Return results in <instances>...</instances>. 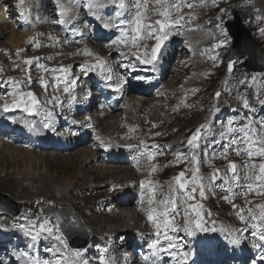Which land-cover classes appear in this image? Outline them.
Instances as JSON below:
<instances>
[{
    "label": "bare ground",
    "instance_id": "6f19581e",
    "mask_svg": "<svg viewBox=\"0 0 264 264\" xmlns=\"http://www.w3.org/2000/svg\"><path fill=\"white\" fill-rule=\"evenodd\" d=\"M33 1H35V5H31L28 0H25L24 4L18 8L17 4H19V0H0V26H2L0 27V38H5L8 34L10 35L13 33L10 38L12 47L18 52V54H13L12 49L8 51L4 50V48H0V62L5 58L10 61H13L14 58H19L20 60H15V62H17L15 69H18L22 66L27 67V65L23 63L25 60H33V64L28 68L32 71L31 74L37 87L34 86V88L31 86L33 80L30 84L27 83L28 76H23V79L19 80L20 83L18 86L25 88L31 87L32 90H23H28L27 92H32L34 95H36V93L33 90H38L40 93H37L38 95L36 96L42 94L43 91H47L48 88L45 90V88L41 87L39 81L43 78L49 85L50 83L48 80L50 79V73H52L53 70L59 69V67L55 62H49L45 65L47 71L44 72L43 69L37 67L36 61L43 64V62H46L48 59L56 57L57 53H61L62 58L65 55L71 56L73 54V49H81L76 50V52H84L85 54L80 57V61L78 60L79 63L77 67L81 68L82 65H88L89 68L87 71H83L82 69L78 70V73L71 74L68 70L66 73L63 72V74L61 72L60 75L55 74L56 76H63L65 79L69 78L68 74H71V80L75 79L76 84L72 85L69 83L68 92H64V83L55 79L56 81L53 87L57 89L47 97L42 96L45 99V103L37 106H40L38 114L36 109L33 110L32 114L34 115L23 112L20 109H15L10 111V114H5L1 110L2 107H0V136L2 137L0 138V145L3 144L12 160H14V155H24L25 159L26 156L37 157L36 166L38 162L43 163V160L68 159L72 162L74 168L78 169V173L85 175L87 173L89 174L87 170L99 173L95 178L96 180L102 179L103 175L106 174L109 176L115 171L119 172L121 175V177H116L117 175L111 178L108 177V179H110H107L108 181L106 183H94V181H92L94 185L85 186L86 188L92 186L95 189L105 187L103 189L105 196L101 198L103 200L98 204V208L91 212V214H95L96 216H98V214H103V216L112 217L111 220L108 221V225L112 224L114 226L119 223V225L116 226L119 228H114L113 231H109L107 227H102L97 237H92L93 239L95 238V241L92 242V239H90L89 244L96 245V247L91 250L93 254L85 253L83 256L79 257H77L76 254H71L68 258H64L62 253H59L58 256H54L52 252L47 251L54 243L52 240H46L38 251L42 259L48 258L53 261L61 259V263L63 264H79L80 260L87 259L88 264H91L90 260L92 258L93 264H101L100 256L103 255L104 264H153L154 261L155 264H190L189 261L185 262L183 260L179 252L181 250L184 252L186 251L187 243H190L191 247L194 248L198 247L200 242L202 246L210 245V242L204 239L208 238L209 235H204L202 232L197 231L192 237L193 240L182 238L181 233L187 235V232L179 230L185 226V220L182 217L183 214H181L180 210L177 208L173 213L170 205H168V210L175 216L173 222L177 226L178 231L175 233L169 232V234L176 238L174 242L180 244L182 246L181 249H169L165 247L164 251L158 252L156 257H153L152 250L148 247L153 240L157 239L156 228L147 219L148 213L152 207L157 209V213H159L160 209L165 207V205L160 204L159 201L174 200L170 192L175 190L176 183L171 185V172L175 167L184 165L190 170L191 175L193 169L199 167V172L196 174L198 177H206L204 179V185L216 187L219 198L218 206L220 207L218 216L221 220H228V222L225 223V227L227 228L226 231L229 229L235 234H238L243 230L241 237L242 244L239 247H235V251H245V254L238 259L237 264H254L260 261L259 251L252 247L253 242L259 243V241L251 236V232L253 231L251 224L254 221L250 219L248 209L251 208L253 212L258 215L260 210L259 206L264 205V194H246L241 189L238 190L235 183H232L231 191H222L221 185L223 183L221 178H218L215 182L209 179L216 169V166L222 169L219 170L220 174H225L227 172V170L223 168L224 163H218L217 161L237 163L239 165V171L243 174L242 165L245 160H247V157L237 156L235 152L232 151L229 152L226 159L220 158L223 143L212 144V141L218 138L222 122L232 117V105L219 106L214 104L212 106L209 99L202 96L205 91L203 83L212 80V78H216L215 73L218 76L217 66L220 62L219 54L223 50V46L220 45L217 47V44L219 41H223V37H220L219 28L216 27V24L220 17V12L224 10V8L219 7L216 2H211V0H188L189 3L193 4V7L191 9L184 7L180 13L185 17V20L181 21L184 27L180 28L165 41V47L155 63V69L153 70L151 65L141 64L139 60L129 57L132 52L142 54L145 51L144 48L143 51L139 52L136 50H128L131 46L130 39L127 46L113 43V39L116 40L120 36V27H123L128 32L131 31L127 22L133 19L135 0H124L125 9H119L120 0H105V8L101 12L104 19L108 20L111 18L117 21L114 13L120 11L121 16L117 23H119V21L125 22L120 26L114 25L109 29H105L101 22L94 18L93 13L84 7L87 0H79V4H77V0H60V3L64 7L72 8V12H70L69 15H74L75 17L71 20L70 24L67 25L53 23L54 20L58 19L56 0ZM237 1L244 3L250 9H254V12H256L255 9L259 10L260 13L256 12L255 16H251V21L254 25L264 26V12L259 9L260 5L257 6L258 0L257 3L254 2L255 0ZM230 2H232V0H226V4ZM250 3L254 4V6H251ZM5 6H7V11H5ZM21 9L24 12L23 16L19 14ZM145 11L146 22H154L157 19H161V17L156 15L158 6L155 5V0H148V6ZM14 14L17 15V17L14 18ZM175 15L177 14L173 11V16ZM8 24H14L11 25L12 31L10 33L7 32ZM18 26L19 29H17ZM3 28L7 31L5 29L2 31ZM14 28L23 34V37L22 35L20 36L22 37L21 39L17 40ZM30 30H34L33 33L29 32ZM38 30L41 31L37 32ZM39 43L44 44L45 49L55 50L54 54L46 58L36 59L33 53L37 51L36 44ZM154 43V40L141 41V44L149 45V55L151 46H153ZM56 44L57 47H63L66 48V50H56L54 48ZM247 44V41L243 42L242 39L239 41L238 48L241 51L249 49ZM121 48L123 49L120 50ZM24 49H27V51H22ZM91 51H97L98 54L96 56H89L88 54H91ZM120 52L126 55L125 62L128 61V57L130 60L134 61L135 65L138 67L146 66L155 72L156 76L153 80L146 84L142 81L135 82L132 76H128L126 69L116 61L118 60L117 56ZM211 57H215V60ZM104 59L106 60L104 61ZM101 60L105 62L103 72L100 68L93 67ZM256 60L260 62L262 58H257ZM4 63L5 62L0 63V73H4L6 78H9L6 79L9 83L6 86V92H9L13 89L9 86L11 82L18 80H11V74H13L11 72L12 69H9L8 65L3 66ZM108 68L112 70L111 81L105 79L109 74L107 72ZM176 76L189 77L179 86H177L176 83L173 84V86H169L168 81L172 78L176 80ZM120 81H124V84L119 92H113L107 88L110 83L116 84ZM4 88L5 87H0V106H2L3 101L8 98L5 96L6 92ZM149 103H151V105L145 108L147 110L149 108V110H144L143 105ZM173 104L176 111L172 109ZM157 106L167 107L170 113L175 114V117L204 113L202 124L210 122L213 129V135L202 142L197 149L198 165L190 163L192 151L187 147V138L181 142L175 141L174 143H170L174 140L171 139L170 135L165 131V140L168 141L165 145L177 156V162L169 166V171L160 178L158 183L156 180L154 182L152 178L153 172L150 166L155 159L161 156V149L159 146L153 147V143L148 142L149 139L145 135L152 134L149 132L151 129L149 128V131L147 129V122L144 123L146 128L140 126V116L145 115L149 118L152 114L157 115L158 111L154 112L153 110ZM217 107L220 111L215 113L214 109ZM251 108L252 111L250 114H252V117L256 120H261L264 117V107L263 110H261L260 106L253 104ZM47 112L52 113L51 120L55 131L43 129L45 113ZM246 113L249 114L248 111ZM116 115L119 116L117 117L118 119L112 118ZM214 115L215 119H213ZM149 119L148 124L150 126L162 121L161 119L159 120L157 116L152 119L150 117ZM73 120L76 121V123H72ZM243 123V121L239 122V124ZM26 124H35L39 129V133L29 131L25 126ZM89 125L91 126L89 127ZM135 126L140 130L135 129ZM120 128L124 131L123 135H120L121 133L117 134L120 132ZM96 129H98V131H96ZM156 130L157 128H155V131ZM134 141H137L140 145H135L133 143ZM79 149L83 150L80 151ZM77 150H79V152L71 154V152ZM42 152H46L47 154ZM152 154L156 155L153 160L149 161L147 157ZM259 161L260 159H256L254 162L259 164ZM101 163L118 166L112 165L108 168ZM137 175L143 177V179H138L139 177ZM228 175L231 174L228 173ZM223 178L227 179L226 176ZM90 179L91 178H89V181ZM135 179V185L130 187V185H132L131 182ZM142 181H150L151 184L145 189H141L140 184ZM31 183L35 187L34 190H42L45 186L54 184L53 180L48 179L44 174L38 177L37 175L32 176ZM241 183L247 182L241 180ZM102 184L106 185L101 186ZM170 185L171 188H173L174 185V190H170ZM225 185L223 184V189L228 187V185ZM160 188H168L167 194L164 195V192H162ZM72 190H74V188L71 189L69 186L60 185L54 187L50 192L53 195L59 194L60 197H62V195H68L70 197ZM254 191H259V189H254ZM208 192L209 191H207V193ZM150 196L154 198V204L151 206L148 204ZM225 197H229L231 202L226 200ZM66 199L67 198H64V200L58 197L55 198L58 202H66ZM42 200H44V197L38 202L40 203ZM39 203L36 202L32 207L34 214L39 212L38 208L43 202H41V205H38ZM112 204H117V206L119 205L118 207L131 204L134 210L129 212L126 209H120V213H117V211L113 212L114 209H110ZM233 205H235L236 208L244 209L243 214L245 216V222H241V213L234 210ZM118 207L115 209L117 210ZM40 215L42 216L41 213ZM4 220L5 218L0 219V229L6 233L11 226H7L9 224L8 222V224L5 225ZM93 220L99 222L98 218ZM203 220L210 225V220L207 219V217H204ZM90 222L95 231L96 227L93 221L90 220ZM98 222V227L104 225V223L101 224L100 222V224H98ZM64 223L66 224L67 222L64 221ZM82 226L85 228L83 223ZM68 228L75 233H83L84 231L81 225L77 227L69 226ZM234 229L237 232H235ZM163 231L164 229L162 227L161 235L159 236L160 244L157 245L158 248L161 247V245H167V241H165L163 237ZM260 231H264V229L261 228ZM197 236L203 238L199 241ZM74 242L81 245L85 243V241ZM53 251H55V249H53ZM225 253V250H219L220 256L225 255ZM208 264H223V262H209Z\"/></svg>",
    "mask_w": 264,
    "mask_h": 264
},
{
    "label": "rangeland",
    "instance_id": "374dc122",
    "mask_svg": "<svg viewBox=\"0 0 264 264\" xmlns=\"http://www.w3.org/2000/svg\"><path fill=\"white\" fill-rule=\"evenodd\" d=\"M28 2H30L31 5H35L34 4L35 1H33V0H30V1L28 0ZM211 2H216L219 7L224 8L223 13L220 12L219 21H222V26L224 29H226L227 36H225L223 34V32L221 31L220 28H219V33H220V37H223V41L226 40L227 42L222 44L223 50L219 54L220 62L217 66L218 76L215 73L216 78H212V80L205 81L203 83L204 84L203 88L205 89V91H204L202 96L209 99V102L212 106L214 104H217L219 106L232 105V111H233L232 119H234L237 122L239 119L243 120L244 116H246L245 111H247V110L244 109L242 106V102L244 100H247L249 102L250 106L254 103L261 105L260 102L264 101V74L258 75L255 73H249V74L246 73V70L244 68V64L246 62H248L249 57H244L245 59H242V60L238 59V57H237L236 59H238V61L234 66V70L232 73H229V71H228V56H229L230 50L233 46V39L230 37L229 32H228L227 28L225 27V23H226V21L227 22H233L234 21V16H233L232 12H233V9L235 6L238 7L240 12L247 11L249 18L246 22H245V20L242 21V23L245 25V26L244 25H242V26L247 29L246 31L250 34V39L253 42L256 51L261 55H264V33L261 32V29H264V26H262V25L258 26V25L253 24V22L251 21V16L252 17L255 16L256 15L255 13L256 12L260 13V11L255 9L256 12H254V9H250L244 3H240L237 0H232V2H230L229 4H226V0H211ZM254 2L257 3V0H255ZM250 5L254 6V4H252V3H250ZM258 5H260L259 9L264 12V0H258L257 6ZM8 14H10V13H8ZM15 17H17V15L14 14V18ZM175 17H176V15L173 16V18H175ZM217 22H218V20H217ZM11 25H14V24H10V25L8 24V26H7L8 31L5 28H3L2 31L5 29L8 33H10L12 31ZM0 27H2V26H0ZM245 28H244V30H245ZM14 30L16 33L15 36L17 37V40L21 39L23 37V34L20 33L18 30H16L15 28H14ZM55 30H56V28H55ZM39 31H41V30H38L37 32H39ZM53 32H54V30H53ZM12 35H13V33L10 35L8 34L5 38H0V48H4V50H8V51H10L12 49L13 54H18V52L15 49H13V47H12V43H11V39H10L12 37ZM21 35H22V37H20ZM34 37H36V36H34ZM15 45H16V43H15ZM36 46H37V49H36L37 51L35 53L32 52L33 54H35L36 59L49 57V56L53 55L55 52V50L45 49L44 44H41V43L36 44ZM54 48L56 50H66V48H63V47H57V44L54 46ZM139 49H141L143 51L142 46L139 47ZM76 50H81V49H73L72 50L73 54L71 56L65 55L62 58H61V53L56 52L57 53L56 57L48 59L46 62H43V64L47 65L49 62H55L56 65L59 67V69H67V71L69 70V73H71V74L72 73H78V70H81V68L77 67L79 61L81 60L80 57H82V55L84 56L85 53L84 52L79 53V52H76ZM22 51H27V49L26 50L24 49ZM97 54H98L97 51H91V54H88V55L89 56H96ZM118 57L119 56H117V58ZM15 60H20V59L14 58L13 61H10L9 59L5 58V59L1 60V62H5L3 64V66L8 65L9 69L10 68L12 69L11 72L13 74H11V80L15 79V80L19 81V80L23 79V76H28V77L30 76L31 81L33 80L32 81L33 84H31V86L37 87V85L34 82V79L32 77V74H31L32 71L28 68L30 66L27 65V67L22 66L18 69H15V67H16L15 65L17 63V62H15ZM90 60H91V58H90ZM105 60L106 59H104V61ZM256 62L259 63L258 60ZM43 71H45V69ZM60 73L61 72H56L55 74L60 75ZM49 77H50V79L48 81L50 84H49L47 91H43L42 94H40L39 96H36V95H38L37 93H40V92L38 90H33L36 93L35 96L40 101V104L45 103V99L42 96L47 97L55 89H57V88L53 87V85L55 84V81H56L53 74L50 73ZM69 77H70V75H69ZM188 77L189 76H185V77L176 76V80H175V78H172L168 81V84H169V86H173V84L176 83V85L179 86ZM6 79H9V78H6L4 73H2V74L0 73V87H5L4 88L5 92L7 91L6 86L9 84L6 81ZM9 86L12 88L11 84ZM18 89L22 92H25V93L28 90H32L31 87L25 88L22 86H18ZM23 89H28V90L24 91ZM13 91H15V89H12L11 91L6 92L5 96H7L8 98L5 99L3 101V103L5 101L10 102L12 100V96L9 95V93H12ZM217 92L221 93V96L218 99L215 97V94ZM170 96H173V95H170ZM151 100L154 101L153 99H151ZM150 105H151V103L143 105V109L147 110L145 108H147ZM260 107L262 108L264 106H260ZM38 108H40V106ZM172 109H174V111H176L174 104L172 106ZM148 110H149V108H148ZM153 110H154V112L158 111V114L157 115L152 114L154 116L151 115L150 116L151 119L154 118L155 116H157L159 118V120L161 119L162 121L153 124V125H155V127H153L152 125L150 126L148 124L150 117L148 118L145 115H141L140 116V121H141L140 126L142 128H146L144 123L147 122L146 123V125L148 127L147 129L149 131V128H150L151 131H149V132L152 134V135H149V134L145 135L149 139L148 142L153 143V145L159 146V148L161 149V153H162L161 156L159 158L155 159L151 163V166H150L151 171L153 172L152 178H153L154 182L156 180L158 183L160 181V178L169 171V166H171L177 162V156L174 155L171 152V150L168 149L165 145V143L168 142L167 140H165L166 132L170 135L171 139L174 140L173 142H170V143H174L175 141L181 142L182 140H184L186 138L188 139L195 132L197 127L202 124L205 114L204 113L187 114L186 116L180 115L178 117H175L174 116L175 114L170 113V110L167 107L157 106ZM31 115H34V114H31ZM117 117H119V116L116 115L112 118H117ZM131 120H132V117H131ZM198 122H200V123H198ZM134 128L140 130L136 126ZM155 128H157L156 131H155ZM123 132L124 131L120 128V132H118L117 134L121 133L120 135H123ZM157 133H159V135H157ZM133 143L135 145H140V143H138L137 141L136 142L134 141ZM133 143H131V144H133ZM83 149H79V150L81 151ZM164 149H166V150H164ZM79 150L71 152V154L79 152ZM42 153L47 154L46 152H42ZM36 154H41V153H36ZM172 157H174V158H172ZM14 160H12L10 158V156L6 152V149L4 148L3 144L0 145V195H5L8 197L7 199H0V219L5 218L4 224L7 225L9 223L7 226H11V228H9L8 232H6V233L3 232V235H0V260L7 259L10 262V264H26V257H21V259L19 261L14 259V257L19 255L22 252L27 251V252L31 253L32 255L39 256L40 258H42L39 255L38 251L43 246L44 241L52 240L54 245H58V242L54 238H49L46 240L41 239L40 243L38 245H36L35 248H33V247H31V241L29 239H26L24 237L22 231L19 229L20 224H22V223L26 224L28 222L27 220H25V217H28L29 219H34L36 217H40L41 219L44 218V214H45L44 210H45V208H49L50 205H53L52 213H51L52 215H54L55 211H61V210L69 211L70 214H72V215H70L69 213H67L65 211H63L62 214L60 213L62 215V219L64 221H66L69 226H73V227L79 226L77 224L76 220L72 218L73 215L77 216L78 219L80 221H82V223L84 224V226L86 228V232L91 237L92 242L95 241V238L97 237V234H99V230L102 227H107L109 231H113L114 228H116V229L119 228V227L118 228L116 227L119 225V223L115 224L114 226L112 224L108 225V223H109L108 221L111 220L112 217L109 218L108 216H103V214H101V215L98 214V216H96L95 214H93V215L91 214V212H93L94 210H96L98 208L97 207L98 204H100L101 201L103 200L101 198H103L105 196V193H103V189L105 187H100L99 189H95L94 187L91 186L89 188H86L89 185H94L92 181H94V183H99V182H105L106 183L111 177H115L116 175H117L116 177H121L119 172L115 171L113 174H111L109 176H108V174L103 175L102 179L96 180L95 178L99 173H94L90 170H87L89 172V174L87 173L86 175L82 174V173H78V169L74 168V166L72 165V162L68 159H66V160L52 159V160H48V161L43 160L44 162L43 163L38 162L37 166H36L37 157H27L26 156V159H25L24 155H21V156L14 155ZM23 161H24V163H23ZM34 161H35V163H34ZM217 162L218 163H224L223 168L227 167L229 164L227 161H217ZM183 163H184V161H183ZM101 164H104V163H101ZM112 165L113 164H107V163L104 164V166H106L108 168H110V166H112ZM113 166H118V165H113ZM119 167L122 168L123 166H119ZM123 168H127V167H123ZM215 168L222 170V169L218 168V166H216ZM67 169H69V170H67ZM127 169H129V168H127ZM153 169H155V171H153ZM185 169H188V168L185 167L184 165H182L180 167H175L172 170V172H171V176H172L171 177V185L173 183H175V177L180 172L185 171ZM226 173H229V172L227 171ZM40 174L41 175L44 174V176L47 177L48 179H52L54 184L49 185V186H45L42 190H34L35 187L31 183V178H32V176H35V175H37V177L41 176ZM28 177H31V178H28ZM108 177H110V178L108 179ZM190 177H191V173L189 170L188 172H186V178H190ZM89 178H91L90 179L91 182L89 181ZM205 178L206 177H204V179ZM84 179H86V180H84ZM138 179H143V177H139ZM204 179H203V184H205ZM135 182H136V179L131 182L132 185H130V187H133L135 185ZM199 183H200V181L198 180L197 184H199ZM60 185L69 186V188H71V189L74 188V190H72V194L70 195V197L68 195H62V197H60L59 194H55V195L51 194L50 191L53 190L54 187L60 186ZM104 185H106V184H102L101 186H104ZM225 186H227V185H225ZM191 187H192V185L189 186V191H191ZM169 188H171V187H169ZM221 188H222V191H224L228 187L223 189V184H222ZM160 189L162 192H164V195L167 194L168 188H160ZM170 190H174V185H173V188H171ZM238 190H239V188H238ZM204 191H205V196L203 198H201L200 195H198L199 189H197V191L194 194V199H190L188 201H185L184 195H186L187 193H181L180 191H178V185H176L175 196H173V198H176L178 200V205H180L179 207H180V211H181L180 213L183 214L182 217L184 220H186V219L192 220V213L190 210V205L192 203L197 202V201H201L210 210L211 215H212V219L216 223L217 230L215 232L209 233L212 237L211 243L208 246V249L205 248L204 256L200 257V258L211 257L219 249H223V250L228 249V250H231L232 252H235L234 247L229 243V241L228 240H222L221 238H219V236L216 233L217 231L218 232L220 231V232H222V234H224V233L235 234L233 231H231L229 229H228L229 232L226 231L227 228L225 227V223H227L228 220H226V219L221 220V218L218 216L220 207L218 206L219 198H218L216 187L212 186V185H210V186L204 185ZM207 191H209V192L207 193ZM241 192H239V193H241ZM170 193H172V192H170ZM43 197H44V200L41 201V202H43L42 205H41V202L38 204V205H41V206H39L38 210L42 214V216L40 215L39 212H36V214H34L32 207L35 205L36 202H38ZM57 197L59 199L61 198L62 200H64V198H67L66 202L56 201L55 198H57ZM176 205H177V202H176ZM118 206H117V204H114V205L112 204L110 209L111 210L114 209L113 212L117 211V213H120L122 209H126L129 212L131 210H134V207L131 204L124 205V206L121 205L123 207H118ZM116 207H118L117 210L115 209ZM19 208H20V210H22V212H21L19 217L15 218L13 216V213H15L17 211V209H19ZM95 218H98V220H99V222L97 221L98 224H100V222H101V224L104 223V225L98 227L97 222L93 220ZM73 220L76 222L75 224L72 223ZM90 220L93 221L94 226L96 227V230H95L96 232L93 230V228L91 226L92 223L90 222ZM51 223L52 224L55 223V215L51 216ZM110 223H112V222H110ZM192 227H194V224L192 225ZM90 228H92V229H90ZM197 231L201 232L199 230H196L195 232H197ZM234 231H235V229H234ZM195 232H194V234H195ZM235 232H237V231H235ZM79 234L83 238V236H84L83 233L82 232L77 233V235H79ZM93 236H95L94 239L92 238ZM189 236H191V235H189ZM200 239H202V238H200ZM84 240H85V236H84ZM67 243H68L67 249H64V247L62 245H58L61 249L60 253L63 254L64 258L70 252H72L71 254H75L76 251L78 250V249L71 248L68 241H67ZM13 246L16 248H14ZM21 247L24 248L25 250H23ZM95 247H96L95 244H91L87 249L81 251L80 256H83L85 253L93 254L92 253L93 251H91V250ZM188 249H189V246H187V250ZM241 254L244 255L245 251H242ZM231 257L234 258L235 255L233 253H231ZM196 259H198L196 257V255L192 254L190 259H189V262H193ZM237 261H238V259H235L234 264H237ZM90 263L93 264L92 258L90 260ZM61 264H63V263H61Z\"/></svg>",
    "mask_w": 264,
    "mask_h": 264
},
{
    "label": "snow or ice",
    "instance_id": "6c2138e0",
    "mask_svg": "<svg viewBox=\"0 0 264 264\" xmlns=\"http://www.w3.org/2000/svg\"><path fill=\"white\" fill-rule=\"evenodd\" d=\"M25 0H19V4L17 7L20 8L23 5ZM77 4H79V0H77ZM155 5L158 6V11L156 15L161 17V19H157L154 22L147 21L146 22V9L148 6V0H135V12L133 19L128 21V27L131 29L130 32L126 31L123 27H120V36L113 41L114 44H123L127 46L129 39L131 42L132 48H136L137 52H139V47H143L145 51L142 54L136 55V59L140 61L141 64L151 65L153 70L155 69V63L158 60V56L161 53V49L163 47L164 42L176 31L180 28L184 27L181 24V21L185 20V17L180 14L184 7L191 9L193 7L192 3H189L188 0H155ZM57 6V16L58 19L54 20L53 23H58L60 25L70 24L71 20L74 19V15L70 16L69 13L72 12V8L64 7L60 0H56ZM86 9L93 13L95 19H98L102 26L105 29H109L112 26H120L125 23L124 21H117L121 16L120 11H116L114 16L117 18V21L109 18L105 20L101 15L102 10L105 8V0H87V3L84 5ZM124 0H120L119 9H125ZM5 11H7V6H5ZM173 11L177 14L175 18H173ZM223 13V10H221ZM20 15H24L23 10L21 9ZM259 19V17H258ZM217 28H220L225 36H227L226 29L222 26V21H219L216 24ZM261 32L264 33V29H261ZM142 40H154L155 43L151 46L150 55L148 53L149 45L141 44ZM227 41H219L217 47L226 43ZM135 55V53H134ZM215 60V57H211ZM25 65L31 66L33 64V60H25L23 62ZM104 61H99L93 67L100 68L101 71H104ZM234 62L230 61L228 65V71L231 73L233 71ZM36 65L39 69H45V65L36 61ZM123 67H129V65H122ZM89 68L88 65H82L81 69L83 71H87ZM132 69L135 70V65H132ZM47 71V69H45ZM111 69L108 68L107 72L109 73L105 79L108 81L112 80ZM56 72H67V69H56L53 70L52 74L54 78L59 80H65L63 76H56ZM19 81L11 82L12 88L15 89L9 95L12 96V100L5 101L2 106L3 112L7 113L15 109H21L23 112L32 114L33 110L36 109L37 114L40 111L38 106V98L32 92H22L18 89ZM27 83H31V77L29 76L27 79ZM41 87L47 88L49 85L45 82L43 78L39 81ZM69 83L72 85L76 84V80L73 79L70 82L66 81L64 84V92H68ZM124 81H120L116 84H109L108 86L116 90L117 92L123 87ZM259 95V94H258ZM221 96L220 92L215 94V97L218 99ZM264 105V101L260 102ZM242 106L244 109L249 112L252 111V108L247 100L242 102ZM179 107V106H178ZM215 113H218L220 109L217 107L214 109ZM52 113H45V120L43 122V129H51L55 131L53 122L51 120ZM215 119V115L213 116ZM244 123L239 124L234 119H228L225 122H222V127L220 132L218 133V138L212 141V144H220L223 143V148L220 152V158L226 159L229 152H235L237 156L247 157V160L242 165L243 174L238 170V166L236 163L230 162L228 164V173L220 174L219 169H215L209 179L212 182H215L218 178L222 179L223 184H227V191L232 190V183H235L236 187L247 193H252L255 195L264 194V119L256 120L252 116H244ZM16 122V121H13ZM72 123H76V121H72ZM257 125L259 127H257ZM29 131L39 133V129L35 124H26L25 125ZM91 125H89L90 127ZM155 127V125H153ZM159 135V133H157ZM213 135V129L211 127V123H203L197 127L195 132L187 139L186 144L187 147L192 151V155L190 158V163L193 165H198L199 161L197 159V149L200 147L201 143L206 141L209 136ZM158 147V146H153ZM156 154L149 155L147 159L149 161L154 159ZM256 159H260L261 162L259 164L255 163ZM155 171V169H153ZM189 169H185V171L180 172L175 177V183L178 185V191L181 193H187L184 195V200L188 201L190 199H194V194L199 189V195L201 198L205 196L203 177H198L196 173L199 172V167H195L192 171V175L190 178L186 179V172ZM227 177L224 179L223 177ZM200 181L197 184V181ZM241 180L246 181L247 183H241ZM150 181H142L140 184L141 189H145ZM192 185L191 191H189V186ZM171 187V185L169 186ZM254 189H259V191H254ZM226 200L231 202L229 197H225ZM39 203V202H37ZM160 204L165 205L164 208L160 209L159 213H157V209L152 207L148 213L147 219L155 226L157 239L153 240L149 245V249L152 250V256L156 257L158 252L164 251V248L167 247L169 249L176 248L181 249V245L175 243V237L170 235L169 232L175 233L178 231L177 226L174 224L175 216L169 212L168 205L171 206L172 212L174 213L176 210V202L174 200H161ZM148 204L151 206L154 204V198L152 196L148 199ZM234 210L241 213L240 220L241 222H245L244 209L236 208L233 205ZM258 215L253 212L251 208L248 209V213L250 214V219L254 221L251 224V228L253 231L251 232V236L256 238L259 243L253 242L252 247L257 249L260 253L259 259L264 260V231H258L257 229L264 227V205L259 206ZM202 208L199 205H196L192 208V212L194 216L192 220H185V226L179 230L185 231L188 235H193L196 230L201 232L215 231L214 228L210 229L206 226L203 218L201 217ZM25 220L28 222L26 224L22 223L19 225V229L22 231L24 237L31 241V247L35 248L41 241V239H49L54 238L58 245H62L64 249L68 248V243L66 239V233L62 230V224L64 221L61 219V216H55V223H51V217L45 213L44 218L36 217L34 219H29L25 217ZM75 224L76 222L73 220L72 222ZM194 224V227L192 225ZM163 227V237L164 240L167 241V245H161V247H157L160 244L159 236L161 235V228ZM242 234L243 230H241L238 234L228 233L226 235V239H228L229 243L233 247H239L242 244ZM58 245H53L51 248H48V252H52L54 256H58L61 249ZM55 249V251H53ZM82 250L76 251V256L79 257L81 255ZM179 254L182 256L183 260L186 262L191 253L180 251ZM21 257H26V264H61V259H56L55 261L49 260L48 258H40L39 256L32 255L31 253L25 251L15 256L14 259L19 261ZM101 264H104V256H100ZM0 264H10L7 259L0 260ZM79 264H88L87 259H82L79 261ZM155 264V261L153 262Z\"/></svg>",
    "mask_w": 264,
    "mask_h": 264
},
{
    "label": "water",
    "instance_id": "95a60500",
    "mask_svg": "<svg viewBox=\"0 0 264 264\" xmlns=\"http://www.w3.org/2000/svg\"><path fill=\"white\" fill-rule=\"evenodd\" d=\"M233 14L235 16V21L233 23H227V28L229 29L230 36L234 39V45L231 49V53H230L229 58H228L229 62L232 61L235 64L238 59H245L244 57H249L248 62L245 64L246 73L255 72V73L261 74L264 71V55H261L256 51L254 44L250 39V34L246 31L247 29L242 26V25H244L242 23V21L243 20L246 21L248 19V12H240L236 8V10L234 11ZM244 28H245V30H244ZM242 39H243V42L247 41V43H248L247 46L249 47V49H245V50L241 51L238 48L239 41ZM237 57H238V59H236ZM257 58H260V59L262 58V61L257 63L256 62ZM234 64H233V66H234ZM7 198L8 197L5 195H0V199H7ZM196 205H199L200 208H202L201 212H205V213L209 214L208 209L201 203L193 205L192 208H194ZM17 211L18 212L15 213V217H17L20 214V211H21L20 208L17 209ZM62 212L63 211H59V213H62ZM67 213H69V212H67ZM48 215H50V213H48ZM72 218L75 219L79 225H81L83 230H85V228L82 226V222L76 216H73ZM61 219H62V217H61ZM68 227H69V225H67L65 223L62 224V230L66 233V237H67L68 241L70 242L71 246L73 248H76V249L86 248L90 242V238L86 237L84 240L85 243H82V245L75 243V242H73L75 232L70 230ZM214 227H215V224H214Z\"/></svg>",
    "mask_w": 264,
    "mask_h": 264
}]
</instances>
